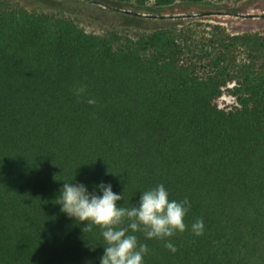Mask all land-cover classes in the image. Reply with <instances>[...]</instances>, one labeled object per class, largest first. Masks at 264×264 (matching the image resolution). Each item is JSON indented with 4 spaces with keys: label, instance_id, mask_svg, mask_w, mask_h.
Returning <instances> with one entry per match:
<instances>
[{
    "label": "trees",
    "instance_id": "16d2710c",
    "mask_svg": "<svg viewBox=\"0 0 264 264\" xmlns=\"http://www.w3.org/2000/svg\"><path fill=\"white\" fill-rule=\"evenodd\" d=\"M226 90L236 104L220 108ZM64 182L97 195L111 184L118 207L161 184L189 201L183 233H135L144 264H264V33L96 34L0 0V264H100L101 230L83 233L55 204Z\"/></svg>",
    "mask_w": 264,
    "mask_h": 264
},
{
    "label": "clouds",
    "instance_id": "9594fccd",
    "mask_svg": "<svg viewBox=\"0 0 264 264\" xmlns=\"http://www.w3.org/2000/svg\"><path fill=\"white\" fill-rule=\"evenodd\" d=\"M73 91L82 98L86 86H77ZM87 103L94 105L96 101L88 99ZM97 187L102 195L89 193L81 183L64 182L55 204L61 205L60 211L77 224L87 222L82 228L83 233L91 232L93 226L101 230L105 243L100 264H144L143 258L149 248L138 242L135 233H142L147 239L167 240L186 230L184 218L190 207L189 201H170L162 184L142 192L139 201L131 208L118 207L123 195L114 193L111 184L101 183ZM191 227L196 236L203 234L202 219ZM165 247L172 253L177 251L171 242L165 243Z\"/></svg>",
    "mask_w": 264,
    "mask_h": 264
},
{
    "label": "rangeland",
    "instance_id": "374dc122",
    "mask_svg": "<svg viewBox=\"0 0 264 264\" xmlns=\"http://www.w3.org/2000/svg\"><path fill=\"white\" fill-rule=\"evenodd\" d=\"M30 11L51 12L75 21L88 32H117L130 37L163 27H180L192 23L223 26L230 34L264 33V0H243L237 3L208 1L199 5L175 3L166 7L149 1L141 7L136 0H118L105 5L90 0H8ZM126 11L132 12L130 17ZM203 12L211 15L202 16ZM220 108L236 104L228 90L216 101Z\"/></svg>",
    "mask_w": 264,
    "mask_h": 264
},
{
    "label": "water",
    "instance_id": "95a60500",
    "mask_svg": "<svg viewBox=\"0 0 264 264\" xmlns=\"http://www.w3.org/2000/svg\"><path fill=\"white\" fill-rule=\"evenodd\" d=\"M126 13H132V12L126 11ZM211 14H212L211 12H203V13H201L202 16H207V15H211Z\"/></svg>",
    "mask_w": 264,
    "mask_h": 264
}]
</instances>
